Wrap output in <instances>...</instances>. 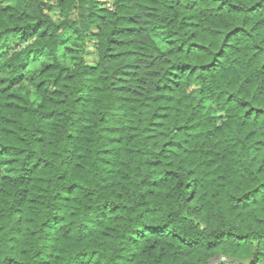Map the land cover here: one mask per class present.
Returning <instances> with one entry per match:
<instances>
[{
  "label": "trees",
  "instance_id": "obj_1",
  "mask_svg": "<svg viewBox=\"0 0 264 264\" xmlns=\"http://www.w3.org/2000/svg\"><path fill=\"white\" fill-rule=\"evenodd\" d=\"M0 264H264V0H0Z\"/></svg>",
  "mask_w": 264,
  "mask_h": 264
},
{
  "label": "rangeland",
  "instance_id": "obj_2",
  "mask_svg": "<svg viewBox=\"0 0 264 264\" xmlns=\"http://www.w3.org/2000/svg\"><path fill=\"white\" fill-rule=\"evenodd\" d=\"M87 46L84 59L87 64H93L96 61V43L91 40Z\"/></svg>",
  "mask_w": 264,
  "mask_h": 264
}]
</instances>
